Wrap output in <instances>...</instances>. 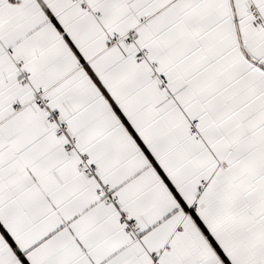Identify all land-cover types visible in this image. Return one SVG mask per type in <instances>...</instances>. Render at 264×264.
Segmentation results:
<instances>
[{"label": "snow or ice", "instance_id": "6c2138e0", "mask_svg": "<svg viewBox=\"0 0 264 264\" xmlns=\"http://www.w3.org/2000/svg\"><path fill=\"white\" fill-rule=\"evenodd\" d=\"M0 264H264V0H0Z\"/></svg>", "mask_w": 264, "mask_h": 264}]
</instances>
